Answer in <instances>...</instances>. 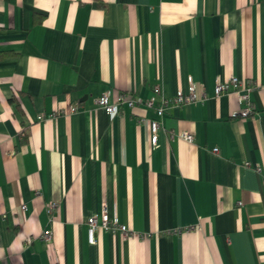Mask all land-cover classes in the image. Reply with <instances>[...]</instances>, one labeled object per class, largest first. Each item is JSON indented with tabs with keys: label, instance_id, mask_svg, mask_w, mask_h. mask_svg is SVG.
<instances>
[{
	"label": "crops",
	"instance_id": "1",
	"mask_svg": "<svg viewBox=\"0 0 264 264\" xmlns=\"http://www.w3.org/2000/svg\"><path fill=\"white\" fill-rule=\"evenodd\" d=\"M263 176L264 0H0V264H264Z\"/></svg>",
	"mask_w": 264,
	"mask_h": 264
},
{
	"label": "built area",
	"instance_id": "2",
	"mask_svg": "<svg viewBox=\"0 0 264 264\" xmlns=\"http://www.w3.org/2000/svg\"><path fill=\"white\" fill-rule=\"evenodd\" d=\"M243 82L236 79V77H228L224 81H216L213 86L214 95H219L221 93H236L238 103L242 104V107L239 108L235 114L241 118H245L251 112V105L248 100L247 89L242 87ZM241 90V91H239ZM160 87L159 85H154L151 89V95L145 100H133L126 97L124 93H119L114 102L109 101V93L108 91H103L98 97L95 98V104L100 107L107 114H112L116 111L117 104H125L129 108H132L135 103H142L146 107H151L154 109L156 116H161L166 107L171 105H182L186 103H190L197 100V95L195 92V87L193 83H189L187 88V92L183 93L181 90L176 92V95L172 98H163L159 97ZM205 96L202 94L199 101H203ZM77 109L76 105H69L67 107V111L69 113L75 112ZM41 117H37L40 119ZM160 126V122L157 119H152L149 122L150 133L154 137L158 128ZM179 136L186 140L191 141L192 135L187 131H183L179 133ZM215 152L217 149L213 147L211 149ZM259 171V168H256ZM262 184L264 186V176L262 177ZM55 207V203H49L47 205V212L50 213L52 209ZM22 209H25L24 205L21 206ZM103 229L105 231H118L123 236H130L133 233L129 231L125 225L120 224L115 217L109 218L106 208L102 205L101 210L98 214H92L86 219V241L88 244L95 243V231L96 229ZM178 230L173 229L171 232L176 233ZM43 240L47 241L49 238V231L44 230L41 234Z\"/></svg>",
	"mask_w": 264,
	"mask_h": 264
},
{
	"label": "bare ground",
	"instance_id": "3",
	"mask_svg": "<svg viewBox=\"0 0 264 264\" xmlns=\"http://www.w3.org/2000/svg\"><path fill=\"white\" fill-rule=\"evenodd\" d=\"M22 209V208H21ZM53 210V209H52Z\"/></svg>",
	"mask_w": 264,
	"mask_h": 264
}]
</instances>
